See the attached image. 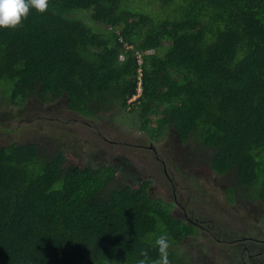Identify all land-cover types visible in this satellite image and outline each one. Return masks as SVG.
I'll list each match as a JSON object with an SVG mask.
<instances>
[{"label": "trees", "instance_id": "obj_1", "mask_svg": "<svg viewBox=\"0 0 264 264\" xmlns=\"http://www.w3.org/2000/svg\"><path fill=\"white\" fill-rule=\"evenodd\" d=\"M133 1L49 0L0 29V91L21 111L33 96L65 95L79 114L91 104L92 117L130 109L154 141L175 134L180 172L233 174L231 201L264 202V0H158L175 7L159 18ZM57 148L0 145V264H138L144 252L158 257L160 234L172 264L201 263L184 245L200 228L151 194L152 179L134 185L113 164H67Z\"/></svg>", "mask_w": 264, "mask_h": 264}, {"label": "rangeland", "instance_id": "obj_2", "mask_svg": "<svg viewBox=\"0 0 264 264\" xmlns=\"http://www.w3.org/2000/svg\"><path fill=\"white\" fill-rule=\"evenodd\" d=\"M158 3L163 4L158 0H134L132 5L158 18L174 15L173 3L164 4H172L170 7H162ZM73 12L94 28L105 27L99 22L95 24V20L92 23L90 10ZM139 95L130 100H136ZM25 106L27 109L21 111V108L10 101V95L0 91V145L36 142L47 152H52L56 146L57 149H63L67 152V164L84 166L90 163L96 167L113 164L120 168L119 176L127 183L136 185L144 179H152L150 192L153 196L172 204L174 211H178L182 217L184 210L180 211V206L191 213L193 218L206 219L205 225H213L211 233L219 238L228 235L238 239L246 232L255 235L249 236L251 238H264V202L260 197L252 202L241 198L242 194H237L232 196L237 200L233 198L235 202L231 201L228 192L235 184L233 174L219 175L205 166L198 169L199 175H192L186 169L180 172L173 155L176 151L175 134L161 135L158 142L154 141L149 132L140 129L142 124L137 112L114 106L107 112L103 111L92 117L90 114L86 115L91 112V104L79 114L68 109L64 99L42 103L35 96L28 99ZM154 119L152 126H155ZM154 147L158 149L159 157L155 155ZM183 147L185 146H179L178 154L181 156L185 151ZM124 159L130 163L127 170L123 167ZM245 203L250 207H246ZM193 221L190 223H194ZM218 224L222 226L219 227ZM203 242L206 240L201 235L196 239L188 238L184 243L193 251V256L198 261L203 255L202 264L221 261L223 264H264V254H256L259 249L263 250L259 244H255L253 257L246 255L244 263L240 257H236L235 262L232 259L225 261L226 252L221 244L214 243V246L217 245L216 250L210 251L205 249ZM241 245L244 243L241 242Z\"/></svg>", "mask_w": 264, "mask_h": 264}, {"label": "clouds", "instance_id": "obj_3", "mask_svg": "<svg viewBox=\"0 0 264 264\" xmlns=\"http://www.w3.org/2000/svg\"><path fill=\"white\" fill-rule=\"evenodd\" d=\"M49 0H0V29L10 28L15 29L18 26H22L23 21L26 20L30 14L31 9H35L41 13H44L48 10ZM76 12H73V16L78 18ZM118 29L116 30V32ZM152 52L151 50H149ZM124 57V55H123ZM142 93V87H139V97ZM135 94L133 97H135ZM132 97V98H133ZM137 98V99H138ZM64 101L67 99L65 95L63 98ZM136 99V100H137ZM135 101V100H134ZM133 102V100H130ZM66 104V101H65ZM155 246L158 249V257L155 260L149 261L147 259V253L144 252L141 255L144 256V259H140L138 264H172L170 259V241L166 234H160L155 239ZM216 262H214L215 264ZM202 264V260L201 263ZM216 264H223L222 261Z\"/></svg>", "mask_w": 264, "mask_h": 264}, {"label": "flooded vegetation", "instance_id": "obj_4", "mask_svg": "<svg viewBox=\"0 0 264 264\" xmlns=\"http://www.w3.org/2000/svg\"><path fill=\"white\" fill-rule=\"evenodd\" d=\"M153 150H154L155 155L159 157L158 149L154 147ZM165 172L168 178L170 179V181L173 182V179L170 177V174L166 171V169H165ZM179 210L180 211L184 210L183 212H184L185 217L183 216V218H185L186 220H190V221L194 220L193 221L194 224H196L200 228L202 235H204V240H206V242H203V246L205 247V249H208L210 251L211 250L215 251L218 244L222 245L221 247L223 250H225L226 257H227V260L225 261H230L232 259V261L235 262L236 257H240L241 259H243V262L246 263V255H249L250 257H253L252 255H254L253 252H255L254 251L255 244H259L260 247L263 249V250L259 249V251L256 253L257 256L264 254V238L262 239H255L254 237L251 238L249 236H253V235H251L250 232L241 234L238 239L231 238L228 235L225 237L219 238L217 237L216 234L211 233V228L213 225H210L209 223L208 225H205L206 219L198 220L197 218H193L191 213L190 214L187 213L186 209L183 208V206H180ZM179 215L182 217L181 214ZM218 226L221 227L222 225L218 224ZM216 242H217V245L214 246V243ZM241 242L244 243V245H241ZM241 248H242V251H239ZM203 251L204 250H202V253ZM202 257L203 255L201 256V259Z\"/></svg>", "mask_w": 264, "mask_h": 264}, {"label": "built area", "instance_id": "obj_5", "mask_svg": "<svg viewBox=\"0 0 264 264\" xmlns=\"http://www.w3.org/2000/svg\"><path fill=\"white\" fill-rule=\"evenodd\" d=\"M117 33L120 34V31L118 30ZM119 40H120L121 42H124V44H125L126 47L129 45L128 42L124 41L123 37L120 36V37H119ZM121 57H123V55H121Z\"/></svg>", "mask_w": 264, "mask_h": 264}]
</instances>
